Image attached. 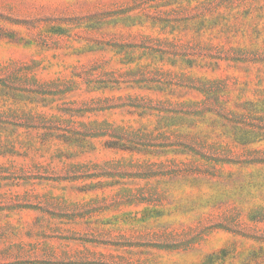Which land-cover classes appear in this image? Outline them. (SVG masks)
Wrapping results in <instances>:
<instances>
[{"label":"rangeland","instance_id":"374dc122","mask_svg":"<svg viewBox=\"0 0 264 264\" xmlns=\"http://www.w3.org/2000/svg\"><path fill=\"white\" fill-rule=\"evenodd\" d=\"M1 30L0 264H264V0H0Z\"/></svg>","mask_w":264,"mask_h":264},{"label":"trees","instance_id":"16d2710c","mask_svg":"<svg viewBox=\"0 0 264 264\" xmlns=\"http://www.w3.org/2000/svg\"><path fill=\"white\" fill-rule=\"evenodd\" d=\"M1 35H6L5 32L3 30L0 31ZM10 38H12V36H8ZM98 88H107V87H111V86H97ZM203 92H205V90L201 89ZM251 107H244V109L246 110H254L256 108L253 107V103L250 102ZM134 106H140V105H136L134 104ZM141 107V106H140ZM260 111V110H259ZM258 111V112H259ZM261 112L264 113V103H263V108L261 109ZM88 123L90 124H103L102 121L98 120V119H93L91 121H89ZM97 128H92L93 131L89 132L90 134H85L88 136H98V135H106L109 134L110 138H115V137H119L116 136L115 134H110L109 132H100V131H96ZM262 132L264 133V127H258V128H247L244 126H239L237 127V132H235V139L237 142L244 144V145H250V144H254L257 143L259 141H262L263 138H258V134ZM122 139V138H121ZM111 141H115V140H111ZM115 143V142H113ZM260 144H263L262 142ZM110 147H120V148H125V146H115L113 144H108ZM264 163V162H261ZM251 219L252 220H259V221H264V206L263 207H259L256 208L255 210L251 211ZM217 254H213L211 256H209L208 259H211L212 257H214Z\"/></svg>","mask_w":264,"mask_h":264}]
</instances>
